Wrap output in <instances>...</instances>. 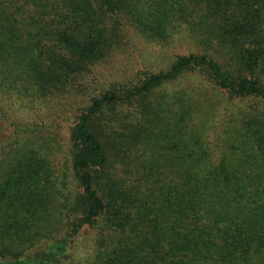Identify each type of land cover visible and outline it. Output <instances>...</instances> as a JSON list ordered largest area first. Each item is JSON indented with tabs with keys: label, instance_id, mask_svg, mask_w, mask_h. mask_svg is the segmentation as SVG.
<instances>
[{
	"label": "trees",
	"instance_id": "16d2710c",
	"mask_svg": "<svg viewBox=\"0 0 264 264\" xmlns=\"http://www.w3.org/2000/svg\"><path fill=\"white\" fill-rule=\"evenodd\" d=\"M0 264H264V0H0Z\"/></svg>",
	"mask_w": 264,
	"mask_h": 264
}]
</instances>
